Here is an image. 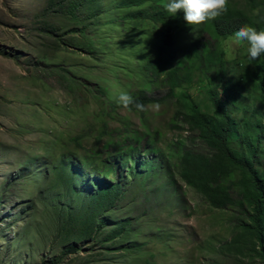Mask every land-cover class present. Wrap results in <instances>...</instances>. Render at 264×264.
<instances>
[{
    "label": "rangeland",
    "instance_id": "rangeland-1",
    "mask_svg": "<svg viewBox=\"0 0 264 264\" xmlns=\"http://www.w3.org/2000/svg\"><path fill=\"white\" fill-rule=\"evenodd\" d=\"M102 2L109 9L115 3ZM88 6L81 7L83 14ZM55 9L49 0H0V264H231L239 260L263 264L242 244V254L234 248L229 254L221 252L224 240L232 241L234 227L245 219L236 206L217 209L177 174L174 181L168 180L164 159L148 166L150 172L141 178L148 158L135 159V151L144 153L152 138L163 152L169 141L177 139L207 152L196 133L180 117H173L175 98L149 104L144 120L123 108H116L115 117L106 114L108 99L101 92L108 85L109 99L116 95L111 92L116 87L111 65L121 66L119 89L136 91L129 86L130 65L141 60V49H146L144 54L157 53L150 45L155 34L145 24L148 21L127 20L131 26L125 29L120 28L124 22L117 24L109 30L114 42L109 41V55L95 60L78 31L69 35L84 49L57 44L56 35L51 39L52 33L70 27L69 18L67 26L62 25L64 13ZM133 9L136 13L138 7ZM45 20L54 26L52 30ZM125 38L129 43L124 46ZM232 45L237 50L236 42ZM195 90L189 89L192 97L202 98ZM165 93L163 85L157 94ZM96 118L107 121L109 134L101 138L91 161L112 155L107 178L113 179L117 172L123 186L101 225L93 221L87 232L80 228L82 222H75L87 197L60 194L48 168L58 153L92 152L91 141L100 126ZM125 129L140 136V144L134 140L128 145L123 139ZM78 135L84 149H74L68 142ZM107 140L116 145L102 147ZM128 216L135 219L131 239H107L114 221ZM76 236L81 240H74ZM70 241L75 250L68 249ZM134 241L142 243V250L129 252L125 246Z\"/></svg>",
    "mask_w": 264,
    "mask_h": 264
},
{
    "label": "trees",
    "instance_id": "trees-1",
    "mask_svg": "<svg viewBox=\"0 0 264 264\" xmlns=\"http://www.w3.org/2000/svg\"><path fill=\"white\" fill-rule=\"evenodd\" d=\"M114 2L113 8L109 9L103 6L102 0H49L50 5L54 3L55 11L64 13L62 25H66V19L70 20V27L64 32L52 33L51 39L56 35L57 44L84 49L83 43L69 35L78 31L89 46L91 56L99 60L109 55L110 42L114 44L109 30L116 28L120 22H124L120 25L122 29L131 26L127 20L139 21L142 18L148 21L145 24L151 25L155 34L150 45L157 53L144 54L146 49L139 50L141 60H137L136 65H130L133 74L128 75L129 86L136 90L128 93L134 100H139L145 110L138 112L115 103L116 95L126 90L119 89L121 66L113 64L110 70L115 74L116 87L112 86L111 92L116 95L109 99L108 85L104 87L105 92H101V96L108 99L106 114L115 117L116 108H123L144 120L149 104H160L166 97L175 98L177 108L173 117H180L188 129L196 133L195 137L203 145L202 150L207 152L182 144L180 139L176 143L169 141L163 152L152 138L149 144L144 145V153L139 149L135 151V159L141 155L148 158L142 166L144 174L141 178L150 172L148 166L155 162L162 164L164 159L168 180L174 181L177 174L185 185L217 209L236 206L245 219L234 227L236 231L232 241L224 240L221 252L229 254L234 248L242 254L243 248L239 245L242 244L258 254L264 264V55L249 62L245 58L246 45L241 42L242 51L236 54L231 35L242 24L264 30V0H227V8L219 16L192 28L185 24L181 11L169 16L163 8L164 0ZM84 5H89L85 14L81 10ZM133 7H138L136 13ZM43 18L46 19V16ZM42 22L51 26L46 20ZM128 43L125 38L122 44L125 46ZM163 85H166L165 95L157 94ZM193 87L202 98L192 97L189 89ZM96 120L100 126L91 141L92 152L80 156L58 153V159H54L48 168L51 171L50 180L54 186L61 188L60 194L87 197L82 202L81 215L75 218L77 224L82 222L80 228L87 232L91 222L101 225L103 215L119 198L123 186L119 181L122 175L118 176L117 172H114L113 179L107 178L106 168H113L110 165L112 155L102 161H91V154H94L101 138L109 134L107 121L102 118ZM124 132L123 139L128 145L134 140L140 144V136L127 134L126 129ZM80 136L69 137L72 148H85ZM152 136L157 137L155 134ZM107 141L102 147L116 145V141ZM88 173L92 177H88ZM134 220L128 216L114 221L107 239L118 236L125 241L131 239ZM74 240H81V237L76 236ZM69 244L68 249L75 250L71 241ZM141 244L134 241L125 249L129 252L142 250ZM231 264H240V260Z\"/></svg>",
    "mask_w": 264,
    "mask_h": 264
},
{
    "label": "clouds",
    "instance_id": "clouds-1",
    "mask_svg": "<svg viewBox=\"0 0 264 264\" xmlns=\"http://www.w3.org/2000/svg\"><path fill=\"white\" fill-rule=\"evenodd\" d=\"M163 8L169 16H175L177 11H181L185 24L192 28L219 16L227 8V0H164ZM231 35L238 47L236 52L242 49L241 42L246 45L245 58L249 62L264 55V30L242 24ZM115 103L138 112L145 110V106L139 100H134L127 91H120L115 97Z\"/></svg>",
    "mask_w": 264,
    "mask_h": 264
}]
</instances>
